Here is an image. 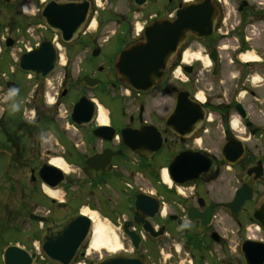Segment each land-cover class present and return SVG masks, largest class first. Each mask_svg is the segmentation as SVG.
I'll return each mask as SVG.
<instances>
[{"label": "flooded vegetation", "instance_id": "1", "mask_svg": "<svg viewBox=\"0 0 264 264\" xmlns=\"http://www.w3.org/2000/svg\"><path fill=\"white\" fill-rule=\"evenodd\" d=\"M50 9L74 17L69 40ZM184 16L196 31L135 93L118 56L155 21ZM36 51L37 67L22 69ZM0 151L1 192L18 196L17 218L34 215V252L88 210L149 264H264V0H0ZM18 243L0 264L10 245L30 251Z\"/></svg>", "mask_w": 264, "mask_h": 264}, {"label": "water", "instance_id": "2", "mask_svg": "<svg viewBox=\"0 0 264 264\" xmlns=\"http://www.w3.org/2000/svg\"><path fill=\"white\" fill-rule=\"evenodd\" d=\"M50 14L48 23L54 27L56 31H61L64 40H69L72 36L70 34L76 30L73 24L74 17L61 9L60 13L47 11ZM45 12V14H47ZM187 13H190L188 11ZM57 14L61 15V24H55V17ZM197 27L193 24L189 17H179L176 20H158L146 28L144 32L145 41L123 51L114 68L117 74L136 92H146L151 90L156 83H158L164 75L167 65L171 61L173 55L178 47L185 41L188 31L195 32ZM68 34H70L68 36ZM41 60L38 52L26 54L22 58L21 68L30 70L37 67V61ZM49 63L51 71L56 66V54L46 60ZM87 85H96L99 82L88 77L84 78ZM82 104L79 103L75 109L73 116L79 117L81 115ZM135 143L141 144L143 137L136 136ZM7 156L0 152V179L2 178L6 166ZM52 169V168H51ZM55 170V169H52ZM173 174V173H171ZM191 175V174H190ZM197 176L194 174L189 176L187 180L182 183L191 181ZM239 203L236 200L230 205V208L237 206ZM240 205V204H239ZM140 198L137 202V209H140ZM264 208V201L261 209ZM258 212L256 213L257 216ZM34 220V216L31 217ZM138 220V217L136 218ZM139 221V220H138ZM139 223H141L139 221ZM92 223L90 219L85 216H79L68 221L63 228L55 235H48L44 240L42 247L43 252L47 257L60 264H72L78 251L86 242L90 235ZM36 254H30L16 246L7 248L4 253V264H34ZM90 264H148L143 256L117 253Z\"/></svg>", "mask_w": 264, "mask_h": 264}, {"label": "rangeland", "instance_id": "3", "mask_svg": "<svg viewBox=\"0 0 264 264\" xmlns=\"http://www.w3.org/2000/svg\"><path fill=\"white\" fill-rule=\"evenodd\" d=\"M77 68L76 65H74V68ZM2 187L0 186V234H2L4 231V240L0 242V249H3L2 247H5L9 243H13L18 241L20 245H25L30 249V252H34V240H33V246L31 243V236L30 233L33 230H30L31 227H34V221L29 220L27 217H25V214H23L20 218L16 217V211L19 209V198L16 195H11V197L6 198L1 192ZM26 203V202H23ZM32 207V203L24 206L26 207ZM83 208H88L87 205L83 206ZM91 213H94L96 223L101 222L103 225H109L111 230L119 235V225H115L114 222L107 219L105 216L99 215L97 212L91 211ZM96 213V214H95ZM90 239L86 242L85 246L82 248L79 256L75 259L74 263H82V264H88L90 261H96L99 260L101 257L104 258L108 255H110L106 250H100V252H94L90 250ZM124 243V242H123ZM122 245V243H121ZM123 245L122 249L123 250ZM127 249V248H125ZM121 252V251H120ZM39 257L40 261L37 260L36 264H55L51 261H49L40 250ZM81 255V256H80ZM83 255V257H82ZM42 258V259H41Z\"/></svg>", "mask_w": 264, "mask_h": 264}, {"label": "bare ground", "instance_id": "4", "mask_svg": "<svg viewBox=\"0 0 264 264\" xmlns=\"http://www.w3.org/2000/svg\"><path fill=\"white\" fill-rule=\"evenodd\" d=\"M63 62V61H62ZM99 120L101 123L106 122V113L101 106H99ZM53 164L67 172V166L62 162V160H53ZM164 180L169 181L168 175H164ZM46 193L52 197L57 196L58 193L52 192L46 189ZM90 213L88 210L82 212L83 215L90 218L93 228L90 240V250L94 252H100V250H106L110 255L116 254L122 251V245L117 234H115L109 225H103L101 222L96 223L94 213ZM82 264V263H77Z\"/></svg>", "mask_w": 264, "mask_h": 264}, {"label": "clouds", "instance_id": "5", "mask_svg": "<svg viewBox=\"0 0 264 264\" xmlns=\"http://www.w3.org/2000/svg\"><path fill=\"white\" fill-rule=\"evenodd\" d=\"M15 90H12V92L10 93L11 94H14ZM16 106H13V109L15 110Z\"/></svg>", "mask_w": 264, "mask_h": 264}]
</instances>
